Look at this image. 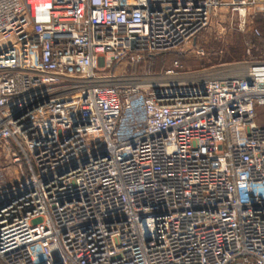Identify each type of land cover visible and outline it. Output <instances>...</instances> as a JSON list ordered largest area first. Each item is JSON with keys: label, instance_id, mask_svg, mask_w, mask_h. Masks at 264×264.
<instances>
[{"label": "built area", "instance_id": "1", "mask_svg": "<svg viewBox=\"0 0 264 264\" xmlns=\"http://www.w3.org/2000/svg\"><path fill=\"white\" fill-rule=\"evenodd\" d=\"M256 8L0 0V262L264 264V58L104 74Z\"/></svg>", "mask_w": 264, "mask_h": 264}, {"label": "rangeland", "instance_id": "2", "mask_svg": "<svg viewBox=\"0 0 264 264\" xmlns=\"http://www.w3.org/2000/svg\"><path fill=\"white\" fill-rule=\"evenodd\" d=\"M253 29H257L260 34L254 36ZM257 57L264 58V11L259 8L248 10L244 22L241 23L237 13L220 10L211 16L207 26L194 38L176 49L168 50L161 57L154 58L152 64L143 70L138 64H121L105 71L104 74L144 73V77H150L162 73L173 59L178 60L182 70L197 71ZM254 113L255 125H264V106L256 107ZM6 151L0 144V181L3 183L18 177L17 166L10 164Z\"/></svg>", "mask_w": 264, "mask_h": 264}, {"label": "trees", "instance_id": "3", "mask_svg": "<svg viewBox=\"0 0 264 264\" xmlns=\"http://www.w3.org/2000/svg\"><path fill=\"white\" fill-rule=\"evenodd\" d=\"M164 53L165 52H160V53H155V54H153V56L152 57H145L142 61H140L139 63H138V66L140 67H142L141 69L143 70L146 66H150L151 64H152V61L154 60V58L156 59V58H159V57H161V55H164ZM174 60H176V59H173V60H171V63L174 61ZM178 61V60H177ZM171 63L169 64V66L171 65ZM137 66V67H138ZM168 66V67H169ZM167 69V68H166ZM165 70V69H164ZM159 71H161V69L159 70ZM0 264H2L1 262H0Z\"/></svg>", "mask_w": 264, "mask_h": 264}, {"label": "bare ground", "instance_id": "4", "mask_svg": "<svg viewBox=\"0 0 264 264\" xmlns=\"http://www.w3.org/2000/svg\"><path fill=\"white\" fill-rule=\"evenodd\" d=\"M154 81H157L158 82V80H156V79H150V78H145L144 79V83H149V82H154Z\"/></svg>", "mask_w": 264, "mask_h": 264}]
</instances>
